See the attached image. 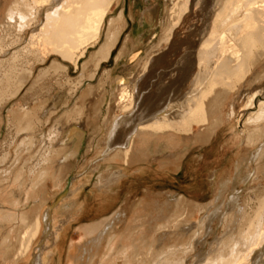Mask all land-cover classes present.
Segmentation results:
<instances>
[{
  "label": "rangeland",
  "instance_id": "374dc122",
  "mask_svg": "<svg viewBox=\"0 0 264 264\" xmlns=\"http://www.w3.org/2000/svg\"><path fill=\"white\" fill-rule=\"evenodd\" d=\"M3 1L7 2L4 4L6 17L12 6L17 5L15 9H21L23 13L28 11V15L33 8H38L37 0H0V3ZM176 1L182 0H113L99 39L88 44L85 53L75 62L64 60L51 51V44L27 46L23 41L37 24L34 21L21 29L18 14H13L0 25V50L8 46L11 53L13 50L17 53L13 61L11 53L7 57L0 56V264H31L40 251L50 264L55 254L50 232L53 226L61 225H67L66 250L58 259L59 264H151L161 249L165 250L175 242L170 237L174 229H186L202 216V209L194 203L210 201L212 174L234 173L232 165L242 153V146H238L232 136L235 133L244 136L254 126L245 123L248 115L242 113V108L249 93L264 87V53L248 66L243 78L236 80L237 83L234 81V86L216 87L223 93L220 94V104L208 112L209 121L216 125L212 136L208 133L205 136V113L195 118L199 123L195 121L189 127V116L185 114L179 120L180 137L172 140V144L166 141L167 145L163 147V140L157 138L159 134H154V125H151L143 131L148 137L144 150H132L126 159L125 155L114 153L102 157L105 150L102 140L110 120L115 114L127 111L134 99V77L149 65V56L157 55L156 48L167 50L166 46L160 48L159 45L163 33L167 32L164 25L170 26L166 21L167 12L171 3ZM39 9L37 19L41 21L45 9ZM119 12H122L120 17ZM112 17L114 20L109 25ZM110 28L116 32V40L109 57L97 65L91 64L90 55L99 48L101 41H105ZM46 49L49 52L42 59ZM166 67L167 63L159 67L153 65L142 83L147 87L150 81H154V75L165 71ZM119 77L125 78L127 84L118 85ZM152 88L154 91V85ZM125 89L130 94L122 101L121 92ZM151 91L145 95L144 101L145 105L152 106L151 112L147 113L145 109L140 117H154V92ZM260 98L264 99V96ZM256 109L255 106L251 110ZM225 125L229 127L224 131L226 137L221 136ZM69 129L75 131L74 134L69 133ZM189 133L196 136L191 141L182 140V136ZM119 139L117 137L115 142ZM158 146H162L163 151L157 152ZM138 163L143 165L141 172L136 169ZM120 164L132 167L121 178L131 177L130 180L120 182L113 191L106 190L101 184L120 168ZM262 166L263 163L253 162L252 168H257L258 177L243 185L242 202L249 215L264 210ZM150 167L154 168L151 170ZM111 169L113 172L109 171ZM71 184L72 195L68 190ZM114 192H119L118 197L102 209L104 203L100 195L112 196ZM146 193L154 194V206H151L150 198H143ZM172 193L182 194L186 202L180 203L177 214L172 212V206H168L167 217L154 218L152 224L153 220L147 219L150 209L155 215L163 199ZM158 198L162 200L160 203ZM86 204L94 205L93 211L83 217L77 216L74 212ZM138 207L139 212H134ZM46 213L48 226L45 227L48 228L44 227L47 222L42 219L40 234L32 237L33 230L29 228L35 227L37 217L45 218ZM114 213L113 227L118 232H115V242L108 250L107 236L94 244L91 237L96 235L97 238L98 233H95L96 229L94 234L87 230L99 218ZM229 221L223 226L220 224V233L227 230ZM125 248L128 254L123 250ZM176 257L187 260V263L194 262L193 254ZM261 257L256 264H264V254Z\"/></svg>",
  "mask_w": 264,
  "mask_h": 264
},
{
  "label": "bare ground",
  "instance_id": "6f19581e",
  "mask_svg": "<svg viewBox=\"0 0 264 264\" xmlns=\"http://www.w3.org/2000/svg\"><path fill=\"white\" fill-rule=\"evenodd\" d=\"M112 1L37 0L38 8L29 11L30 15L27 14V8V12L23 13L20 11L21 9H15L18 7L16 5L15 8H12L13 6L9 8L7 17L12 18L13 14H18L21 29L29 27L30 22L37 23L23 41L27 46L41 43L51 44L53 46L51 51L58 53L64 60L75 62L85 53L88 44L99 39L103 22L107 17ZM171 4L166 17L170 26L164 25L167 32L163 33V41L159 45L160 48L166 46L167 50L160 51L156 48L157 51L154 52H157V55L149 56V65L134 77L135 96L130 107L128 106L129 109L122 114H115L106 128L105 137L102 140L105 147L103 155L101 154L103 158L114 153V155L123 154L126 159L128 152L140 151V147H144L148 138L143 131L151 125H154V134H159L157 138L163 140L162 145L165 147L166 141L171 143L172 140L179 139V120L186 115L189 116L187 123L189 127L195 121L199 123L200 121L195 118L199 114L205 113L204 119L207 123L205 136L207 133L212 136L215 133L216 125L209 121L208 112H211L217 103L220 104V94L223 93V90H216V87L219 85L228 87L230 84H234V81L237 83L236 80L243 78V75L249 70L248 66L264 53V0H182ZM40 7L45 9L42 12L43 19L41 21L37 19ZM121 13L119 12L118 17L121 16ZM28 18L31 21L26 22ZM113 20L112 17L109 25H112ZM115 40L116 32L110 28L105 41H101V45H98L99 48H96L97 50L90 55L91 64L97 65L100 60L107 59ZM6 48L0 50V56L7 57L6 55L11 53V48ZM48 52L49 50L45 52L44 56L41 54L43 56L41 58H45ZM16 54V51L13 50L10 59L14 60ZM1 62L2 59H0ZM164 63H167L166 68L168 70L155 72L154 81H150L146 87L142 82L148 77L152 66L159 67ZM12 67L11 65L10 68ZM28 73L30 74L31 71L29 70ZM78 84H80V80H78ZM117 84L124 86L127 81L125 78L119 77ZM146 89L147 91H145ZM150 91L154 92V117H140V113L145 109L147 113L151 112L152 106L144 104L145 95ZM121 93V100L123 101L130 94V91L125 89ZM261 96H264V87L249 93L242 108V113L248 115L245 123H253V128H250L244 136H239L236 133L232 136L237 141L238 146H242V153L237 156L232 165L234 173H224L218 176H216V172L212 174V197L210 201L205 204L194 203L196 207L202 209V216L190 223L186 229H174L170 237L175 242L167 249H161L158 258L155 261L153 259L151 264H256L264 254V210L249 215L246 213V207L242 202L243 185L246 186L252 178L258 177L257 168H252L253 162L254 164L263 163L261 174L264 176V99H261ZM168 101L169 103L166 105ZM170 101L173 102L170 103ZM255 106L257 107L256 111L251 110ZM222 128L221 136L226 137L224 131L228 130L229 127L225 125ZM187 129L189 128L185 130ZM68 132L67 134H74L75 131ZM192 135L190 133L183 135L182 140L191 141L196 136ZM117 137L120 139L115 142ZM163 147L158 146L157 152L163 151ZM245 167L246 169H244ZM131 169V166L120 164V168L112 173L105 183L101 184L100 179H97V183L103 185L106 190L113 191L120 182L130 180L131 177L124 180L121 178L126 176ZM136 169L142 171L143 167L138 165ZM72 184L70 188L68 187L70 195L74 192L71 187ZM118 194L119 192L112 196L101 194L100 197L103 198L104 203L102 209L106 208L112 200H115ZM143 198H150V201H154V197L151 196H144ZM185 200L186 198L182 194H168L163 199V203L158 206L155 215L152 208L150 209L151 213L147 219L153 220L152 224H154V218L161 220L163 217H167L165 214L170 211L168 206H172L174 208L172 212L177 214L180 203L186 202ZM161 201L158 198V202ZM79 203L81 204V202ZM93 207L94 205L86 204L82 206L80 211L74 213L83 217L91 213ZM139 210L140 207L134 212L137 213ZM115 214L99 218L87 230L88 233L94 234L96 229L97 238L96 235L91 237L94 244L96 241L99 242L100 238L107 236L108 250L112 248L115 242V232H118V229L113 227ZM118 214L119 212H117ZM44 216L45 218L37 217L35 227L29 226V229L33 230L32 237L40 234L42 219L47 222L48 214L46 213ZM229 219L230 226L226 231L220 233V224L223 226L222 224ZM45 225L48 226V222L44 224V227ZM66 226H53L50 232L55 243V254L50 259V264H59L58 259L66 250L64 245ZM151 226L154 230V225ZM28 242L30 243V240ZM46 244L44 245L46 246ZM123 250L127 253L126 248ZM149 253H152L151 248ZM189 254L194 255L193 263H187V260L176 257L177 255L186 256ZM35 257L31 264H47L48 260L43 251H40ZM171 257L173 258L172 261L170 260Z\"/></svg>",
  "mask_w": 264,
  "mask_h": 264
},
{
  "label": "crops",
  "instance_id": "0c3cea01",
  "mask_svg": "<svg viewBox=\"0 0 264 264\" xmlns=\"http://www.w3.org/2000/svg\"><path fill=\"white\" fill-rule=\"evenodd\" d=\"M4 4H7V2L6 1H3L2 2V4L0 3V25H2V23H4V22H7V18H6V10H7V8H5L4 6ZM5 8V9H4ZM148 139V138H147ZM144 148H146V145H144V147H140V150H144ZM136 165H140V166H143L141 163H138V164H136ZM145 167V166H144ZM146 168V167H145ZM154 167H150V169L152 170ZM138 171V170H137ZM143 171V170H142ZM139 172H141V171H139ZM143 196H154V194H152V193H146V194H144ZM151 206H154L153 204H154V201H151Z\"/></svg>",
  "mask_w": 264,
  "mask_h": 264
}]
</instances>
